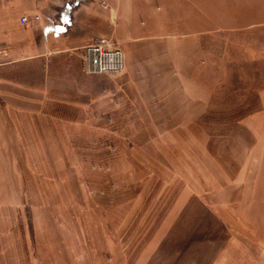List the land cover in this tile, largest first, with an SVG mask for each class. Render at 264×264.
Instances as JSON below:
<instances>
[{"label":"rangeland","instance_id":"obj_1","mask_svg":"<svg viewBox=\"0 0 264 264\" xmlns=\"http://www.w3.org/2000/svg\"><path fill=\"white\" fill-rule=\"evenodd\" d=\"M155 7L138 21L160 33L156 42L185 39L190 49L199 41L190 58L198 64L185 67L188 89L202 99L199 179L173 158L167 131L138 130L142 116L107 103L88 127L59 124L53 152L33 163L45 177L22 179L20 194L0 178V264H29L24 252L32 257L35 243L42 253L54 237L60 244V230L89 224L105 231L101 264H264V0H155ZM123 70L90 75L109 84ZM179 203L182 210L168 211Z\"/></svg>","mask_w":264,"mask_h":264},{"label":"crops","instance_id":"obj_2","mask_svg":"<svg viewBox=\"0 0 264 264\" xmlns=\"http://www.w3.org/2000/svg\"><path fill=\"white\" fill-rule=\"evenodd\" d=\"M157 11L155 0H0V178L9 180L10 193L15 188L20 194L22 179L45 177L33 163L37 155L47 156V148L53 152L59 124L61 129L67 123L70 129L73 123L88 127L91 115L105 113L107 103L117 114L142 116L145 126L138 130L167 131L168 149L177 155L173 158L185 160V171L199 179L196 171L207 143L198 122L202 99L188 89L185 71L198 64L190 58L199 51V41L194 38L190 49L185 39L156 42L153 36L160 33L138 20L151 19ZM37 14L39 20L21 22L23 15ZM102 36L118 42L125 55L123 72L109 78V84L105 76L90 75L82 67L85 46ZM247 125L261 131L250 121ZM191 147L197 148L192 154ZM127 192L130 203L137 200L132 187ZM183 203L168 211L182 210ZM141 204L133 210H142ZM95 232L90 224L87 230L62 229L66 236L60 235V244L52 237L42 253L35 243L32 257L27 250L24 256L29 264H101L105 257L98 242L106 235L104 228L101 236ZM85 240L96 246L82 244Z\"/></svg>","mask_w":264,"mask_h":264},{"label":"built area","instance_id":"obj_3","mask_svg":"<svg viewBox=\"0 0 264 264\" xmlns=\"http://www.w3.org/2000/svg\"><path fill=\"white\" fill-rule=\"evenodd\" d=\"M39 19L38 14L32 18L23 15L21 22L28 24ZM81 58L83 70L88 74L116 73L125 66L123 51L111 38L105 36L85 46Z\"/></svg>","mask_w":264,"mask_h":264}]
</instances>
